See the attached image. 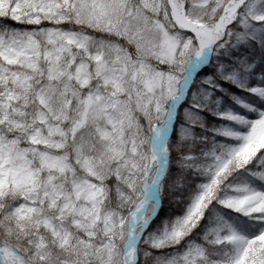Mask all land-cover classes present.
I'll use <instances>...</instances> for the list:
<instances>
[{
  "label": "snow or ice",
  "instance_id": "1",
  "mask_svg": "<svg viewBox=\"0 0 264 264\" xmlns=\"http://www.w3.org/2000/svg\"><path fill=\"white\" fill-rule=\"evenodd\" d=\"M0 264H264V0H0Z\"/></svg>",
  "mask_w": 264,
  "mask_h": 264
}]
</instances>
